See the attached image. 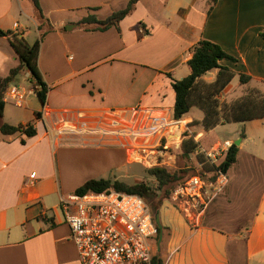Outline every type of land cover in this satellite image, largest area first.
<instances>
[{
  "label": "crops",
  "instance_id": "obj_1",
  "mask_svg": "<svg viewBox=\"0 0 264 264\" xmlns=\"http://www.w3.org/2000/svg\"><path fill=\"white\" fill-rule=\"evenodd\" d=\"M128 2L39 0L41 19L31 0H0V30L11 33L0 35V77L19 63L12 36L27 42L33 28L36 39L43 34L38 67L48 87L41 110L18 113L25 120L7 119L4 106V122L31 123L36 135L22 144L20 134L0 133V264H80L68 226L56 214L57 205L49 203L57 200L60 207L86 181L107 179L122 151L127 162L128 154L137 160L129 123L147 117L178 123L172 82L189 75L191 49L201 39L237 60L220 62L238 78L225 88L223 100L234 101L248 89L264 94V0H218L213 8L210 0H139L119 29L96 31L80 24L89 16L104 20ZM22 74L30 77L26 69ZM208 74L210 82L217 71ZM239 74L250 76L249 83L242 85ZM18 77L13 84L20 86ZM189 113L179 122L204 117ZM195 133L198 150H204L203 134ZM251 137H241L226 187L202 210L184 205L190 230L176 240L165 231V248L174 247L171 254L183 250L179 264L186 259L188 264H264V175L259 169L251 174L239 159ZM114 149L119 151L112 154ZM164 241L162 236L158 244ZM152 250L168 264L171 254L166 258L153 245Z\"/></svg>",
  "mask_w": 264,
  "mask_h": 264
},
{
  "label": "trees",
  "instance_id": "obj_2",
  "mask_svg": "<svg viewBox=\"0 0 264 264\" xmlns=\"http://www.w3.org/2000/svg\"><path fill=\"white\" fill-rule=\"evenodd\" d=\"M31 1L39 17L42 19L43 15L39 0ZM138 1L129 0L124 9L113 12L104 20H97L94 16H89L82 19L80 24L84 26L94 25V28H91V30L96 31H106L111 27L119 29L120 22L134 11ZM217 1L210 0V8H213ZM0 35H11V33L0 30ZM260 35L264 41V32ZM42 39L43 34L30 45L24 39L13 35L10 43L18 57L19 63L9 71L6 77H0V133L4 136L20 134L23 137L21 138L22 144H25L26 140L34 137L36 131L31 123L26 125H11L4 122L3 111L5 102L3 98L8 87L15 83L17 77L22 74L23 69H26L29 71L30 78L34 82V92L38 96L41 104H45L48 87L38 67ZM191 51L192 57L187 63L190 68L189 75L172 82V88L175 94L173 106L174 120L179 121L184 119L192 107H197L203 111V119L201 121H192L189 124L188 121L183 120L181 121L182 125L185 124L187 127L201 125L205 131H209L224 122L230 123L264 119V94L258 89H248L243 96L231 102L222 99L225 88L234 79L236 73L227 66L221 65L220 62L223 60L237 62L234 57L228 55L216 43L206 39H201L197 42ZM213 70L217 71L216 78L210 82L205 81L203 77ZM239 80L242 85H245L249 83L251 77L245 74H239ZM35 116L39 117L40 113L36 112ZM176 131L181 132L179 129ZM199 139L200 135L197 133H189L186 131L182 135V141L179 145L181 148L180 156L186 157L189 154L196 153V165L199 167V170L194 171L188 178L194 174H199L205 176L207 181L213 182L220 173L227 174L229 169L236 163L239 147L232 144L227 150L223 161L216 165L210 163L204 153L198 150ZM161 142L164 144L165 139H162ZM146 171L154 183L141 181L129 184L118 179H90L77 188L74 194L82 196L91 193L102 194L115 191L137 195L149 206L155 223L154 216L162 205L158 193L169 187L167 196L170 200V196L175 189L172 185L178 180V176L176 173H171L166 167L162 166L148 168ZM156 227L157 236L155 239L157 240L159 239L160 230L157 225ZM152 264H164V262L159 255H154Z\"/></svg>",
  "mask_w": 264,
  "mask_h": 264
},
{
  "label": "built area",
  "instance_id": "obj_3",
  "mask_svg": "<svg viewBox=\"0 0 264 264\" xmlns=\"http://www.w3.org/2000/svg\"><path fill=\"white\" fill-rule=\"evenodd\" d=\"M4 97L18 107L24 103V91L17 84H11ZM232 144L226 140L214 150L201 151L210 163L218 165ZM227 183L228 176L224 173L213 182L194 174L175 187L170 201L202 210ZM60 208L80 264H152V240L157 236V227L141 197L115 191L71 194L61 201Z\"/></svg>",
  "mask_w": 264,
  "mask_h": 264
},
{
  "label": "rangeland",
  "instance_id": "obj_4",
  "mask_svg": "<svg viewBox=\"0 0 264 264\" xmlns=\"http://www.w3.org/2000/svg\"><path fill=\"white\" fill-rule=\"evenodd\" d=\"M35 39V30L32 28L30 29V33L27 35L26 40L27 43L31 45ZM206 77L205 81H209L212 74H208ZM18 80L24 91V103L21 106L22 108H19L14 104V102L7 99L5 104L7 119L19 120L22 118L21 115L18 114L21 111L22 113H29L32 109L41 110L42 108V104L33 90V80L30 77L28 79L24 78V74H20ZM237 83L238 78L231 81L232 85H236ZM231 96L232 94L227 95L228 98ZM235 99L236 97H234L233 100ZM202 114L203 112L197 107H193L189 113V115L196 117H201ZM20 120L25 119L22 118ZM166 124H168V122L157 121L156 119L149 117L140 118L135 122L129 123L128 127L131 131L130 134L133 135L135 139L132 145L138 148V150L134 152L139 155V158L137 160H132L130 154H128L129 161L127 162L125 152L122 151V154L119 155V159L114 157V166L112 170L106 174L107 179H118L129 184L141 181L154 183L153 179L148 175L146 169L155 166H162L166 167L171 173L177 174L178 180L172 185V187H176L183 183V181L187 179L189 175L193 174L194 171H198L199 167L196 165V153L189 154V156L187 155L186 157L180 156L181 148L179 145L182 141V135L188 131L185 127L186 125H182L179 121L177 124ZM173 125H177L181 132H177L176 127ZM192 130L203 134L201 147L205 152L214 150L215 146H217L215 142L223 144L226 140H238L241 139V137L244 138L245 135H247V138L255 136L254 138L251 137L243 144L244 153L240 155L239 159L241 158L240 161L250 168L251 174L255 173L254 169H259V175H264V166L260 161V159L264 161V125H262V121L251 120L230 123L224 122L209 131L203 130L201 125H196L192 128ZM174 131H176L177 135L174 134ZM136 138H138L139 142L136 141ZM161 139H165L164 144H162ZM212 147L214 149H209ZM206 148H208V150ZM117 151L119 150H112V154H116ZM229 176L230 174L228 177ZM168 189L169 187L158 193L162 201V205L158 212L159 220L162 226L161 235L163 234V241L166 239L165 231L167 229L171 231V236H174L175 240L178 238L180 233L184 231V229L187 232L188 229L190 230V227H188V224L186 223L188 220L186 219L185 222L183 219L185 214L187 215L184 204L180 203L179 205H175L171 203L167 196ZM49 204L51 206L57 205L58 208H56V214L64 221V216L58 206V201L53 199ZM164 243L165 241L158 244L157 239L156 241L154 240L152 245L154 248L160 247L161 254H164V256L166 254L167 258L169 257L168 254H171L174 247H172V249L165 248ZM182 251L183 250H180L179 252L171 254L168 264H179L178 261L180 255H182ZM166 258L164 261H166ZM186 264H188L187 259Z\"/></svg>",
  "mask_w": 264,
  "mask_h": 264
},
{
  "label": "water",
  "instance_id": "obj_5",
  "mask_svg": "<svg viewBox=\"0 0 264 264\" xmlns=\"http://www.w3.org/2000/svg\"><path fill=\"white\" fill-rule=\"evenodd\" d=\"M66 29H68V27H66ZM240 141L241 139L236 140L233 144H235L237 147L240 145ZM154 220H155V224L158 226L159 230H160V234H159V241L162 239V235H161V230H162V226L159 220V212H157L154 216Z\"/></svg>",
  "mask_w": 264,
  "mask_h": 264
}]
</instances>
